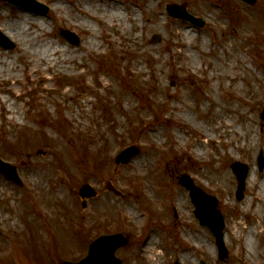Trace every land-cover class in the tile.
<instances>
[{"label":"rangeland","instance_id":"374dc122","mask_svg":"<svg viewBox=\"0 0 264 264\" xmlns=\"http://www.w3.org/2000/svg\"><path fill=\"white\" fill-rule=\"evenodd\" d=\"M39 1L50 13L31 11L23 22L45 21L39 33L64 52L47 65L37 45L10 38L15 49L0 47V157L24 182L0 174V264L78 261L100 234L116 232L131 238L117 251L122 264H264V0ZM172 3L206 27L171 19ZM115 10L124 17L109 20ZM19 11L0 0L7 37L2 23ZM131 146L140 153L117 165ZM237 161L249 167L241 202ZM183 174L219 198L227 263L194 215ZM106 181L123 197L103 192ZM86 183L100 194L82 209Z\"/></svg>","mask_w":264,"mask_h":264},{"label":"water","instance_id":"95a60500","mask_svg":"<svg viewBox=\"0 0 264 264\" xmlns=\"http://www.w3.org/2000/svg\"><path fill=\"white\" fill-rule=\"evenodd\" d=\"M16 7H26L29 9H34L37 11H42L47 13L48 9L46 6L36 2L35 0H6ZM250 4H254L256 0H245ZM168 13L171 17L182 19L190 22L192 25L202 28L205 24L202 19L196 18L191 15L184 7L181 6H169L167 8ZM61 34L64 35L68 40L74 43H78V37L65 30H61ZM155 42L160 41L159 36L154 37ZM0 45L5 49H12L15 45L8 40L4 35L0 33ZM139 152L135 147L128 148L123 151L117 158V162L127 163L134 155ZM260 169L264 168V157L263 153L259 156ZM233 171L237 175L238 179V190H237V200L240 201L243 198V191L245 188V182L248 174V167L245 164L236 162L232 166ZM0 172L6 175L8 179L13 180L17 184H21L16 168L8 163H4L0 160ZM180 183L190 190V196L192 202L194 203L196 210L195 215L199 219L202 226H208L214 233L219 247V257L220 259L226 261L228 259V250L224 243V218L218 210V200L215 197L209 196L204 193L201 189L196 187L188 175H183L181 177ZM105 189L115 191L114 187L107 183ZM80 195L83 198H92L97 195V192L92 189L89 185H84L80 190ZM86 206V202L83 203ZM129 243V238L122 234L114 235H102L96 239L89 248V253L86 258L78 263L64 262L62 264H121V260L116 257V251ZM205 264V263H203Z\"/></svg>","mask_w":264,"mask_h":264},{"label":"bare ground","instance_id":"6f19581e","mask_svg":"<svg viewBox=\"0 0 264 264\" xmlns=\"http://www.w3.org/2000/svg\"><path fill=\"white\" fill-rule=\"evenodd\" d=\"M58 8H60L62 5L61 3L57 4ZM86 8L88 10L91 11L92 9V4L87 3ZM98 10V8H96ZM25 13H29L28 15H31L32 17H36V14L34 15V13L28 12V11H19L18 15L15 16L16 17V21H5L2 23V25L4 26V31L9 35V38H15L16 40L20 41L22 47H25V43L29 45H37V47L35 48V53L39 54V58L42 62H45L47 65L48 64H52V58H55L56 60H58L59 62L61 61V55H63V52L59 51L57 48L54 49V47L52 46V43H50L49 41H45L42 37V29L44 27V23L45 21H40L38 23H36V21H32L29 23H24L23 20L26 16ZM104 14V13H103ZM108 19L109 20H119L121 19V17L123 16L122 14L119 13L118 10H115L113 13H108ZM124 17V16H123ZM29 26L26 28V26ZM85 26H87L88 28L92 29L94 26L89 25V24H85ZM91 45L90 46H95L96 41H91ZM50 47H48L49 45ZM127 46V45H126ZM128 48V47H126ZM61 54V55H60ZM63 59H65L64 57H62ZM1 63H3V61H1ZM9 68L13 67L11 64L8 66ZM9 78H5V80H8ZM46 78H43V80H45ZM99 83L103 84L102 81L98 80ZM160 84L157 83L156 86H158ZM159 88V87H158ZM131 100V97H127V101ZM120 140L117 139L115 140L113 143L110 144V151L113 152V150H115L117 148V143H119ZM108 159V158H107ZM252 180V178H251ZM254 183V179L251 181V184ZM64 192V188H58L57 189V193H63ZM260 193L262 194V196L264 197V186L261 189ZM255 229V228H254ZM253 229V230H254ZM252 234V235H251ZM251 235V237H248L247 243L249 246V252H255L256 248L254 246V244L252 243V236H253V232L252 230L249 232V236Z\"/></svg>","mask_w":264,"mask_h":264}]
</instances>
